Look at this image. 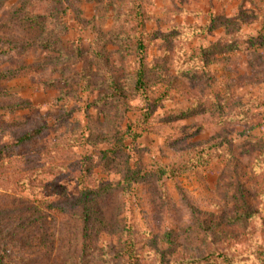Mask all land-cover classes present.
<instances>
[{
  "label": "rangeland",
  "instance_id": "1",
  "mask_svg": "<svg viewBox=\"0 0 264 264\" xmlns=\"http://www.w3.org/2000/svg\"><path fill=\"white\" fill-rule=\"evenodd\" d=\"M108 75L120 90L99 105ZM79 163L109 189L92 205L107 257L88 264H128L124 228L136 264H264V0H0V209H20L6 226L69 210ZM61 220L45 241L59 259L32 264L75 250ZM17 240L13 258L41 255L40 232Z\"/></svg>",
  "mask_w": 264,
  "mask_h": 264
},
{
  "label": "trees",
  "instance_id": "2",
  "mask_svg": "<svg viewBox=\"0 0 264 264\" xmlns=\"http://www.w3.org/2000/svg\"><path fill=\"white\" fill-rule=\"evenodd\" d=\"M38 45L40 46V49L44 50L48 49L51 46V43L47 40H43L40 41ZM106 77L107 80H104L105 94L96 102L99 105L108 104L111 98L116 95L118 90H120L116 82L112 81L111 76L108 75ZM110 89H113V93L111 95L109 93ZM146 89L147 86L144 79V71L142 68H140L136 72L135 78L133 79V90L135 95L141 96L145 102H148V97L146 94L149 92ZM42 130L43 128L39 127L36 131L24 133L23 135L19 136V138H17L16 144L25 145L38 136ZM90 156H94L93 151L89 152V158ZM79 164L80 170L79 167H74L72 170L78 173V175L82 171H84V173H81L79 177L74 178V182H76L78 190L80 187V191L78 195L71 197L69 201V206H71V208H69V210L60 208V206H52L50 208L39 207L40 209H35L34 211L30 212L29 216H24L17 223L11 226H6V224L2 221V217L19 212L20 209L18 206L0 209V264H32L36 263V261L39 259L48 260V262L58 260L61 252H59V255H56L57 250L54 247V242H48V245L45 242L49 235L54 241L57 239L56 234H58V232L56 227L53 228V230H50V225H52V220H57L58 218H63L65 221L61 220V222L64 221L65 223L71 225L74 224L73 222H75L76 225L78 224V228L75 231H79L76 232L74 237L75 241L77 242L75 244V250L71 252H65L64 255L61 256L63 257L60 259L62 264H88V257L94 260L99 259L98 262L107 257L105 252L106 246H104L103 242L100 241V237L103 233L100 231H104L100 230L99 228L102 223L100 217L101 214L97 210H94L92 205L94 202L93 200L105 195L109 189L107 186H104L101 189L94 190L89 186V184H86L88 183L86 180V177H88V169L82 168L83 165H81V163ZM128 177L129 175L124 176V181L132 178L130 177L128 179ZM50 210H53L55 213L50 212ZM79 225H82L81 228ZM26 228H31L32 230L43 234L42 248L39 250V254L41 255L35 256L34 258L17 257V259H15L13 258L14 256L11 255L13 249H9V245L18 242L17 239L20 236V231ZM125 230V228L121 230L120 239L122 240H119V247L116 249V254L114 256L116 258H120V260L126 261L128 264H136V250L134 248V242L131 235L129 234V231ZM32 236V240L29 242H37L38 237L36 238L35 234ZM49 252H52V254L50 255ZM47 253L48 255H46Z\"/></svg>",
  "mask_w": 264,
  "mask_h": 264
}]
</instances>
